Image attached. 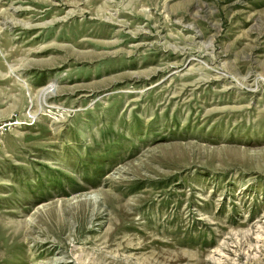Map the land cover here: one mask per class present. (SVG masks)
Returning a JSON list of instances; mask_svg holds the SVG:
<instances>
[{
  "label": "rangeland",
  "instance_id": "obj_1",
  "mask_svg": "<svg viewBox=\"0 0 264 264\" xmlns=\"http://www.w3.org/2000/svg\"><path fill=\"white\" fill-rule=\"evenodd\" d=\"M0 127V264H264V0H0Z\"/></svg>",
  "mask_w": 264,
  "mask_h": 264
},
{
  "label": "bare ground",
  "instance_id": "obj_2",
  "mask_svg": "<svg viewBox=\"0 0 264 264\" xmlns=\"http://www.w3.org/2000/svg\"><path fill=\"white\" fill-rule=\"evenodd\" d=\"M134 1H136V0H134ZM53 87H54V84H51V85L47 86L46 88H44V90L42 91L43 96L53 93L54 92ZM90 197L94 198L95 200L99 199V195L98 196L97 195H92Z\"/></svg>",
  "mask_w": 264,
  "mask_h": 264
},
{
  "label": "built area",
  "instance_id": "obj_3",
  "mask_svg": "<svg viewBox=\"0 0 264 264\" xmlns=\"http://www.w3.org/2000/svg\"><path fill=\"white\" fill-rule=\"evenodd\" d=\"M1 128V127H0Z\"/></svg>",
  "mask_w": 264,
  "mask_h": 264
}]
</instances>
